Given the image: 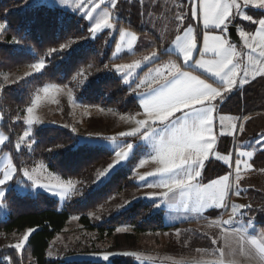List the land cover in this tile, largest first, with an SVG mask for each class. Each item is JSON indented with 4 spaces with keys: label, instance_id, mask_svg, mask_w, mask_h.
Here are the masks:
<instances>
[{
    "label": "snow or ice",
    "instance_id": "obj_1",
    "mask_svg": "<svg viewBox=\"0 0 264 264\" xmlns=\"http://www.w3.org/2000/svg\"><path fill=\"white\" fill-rule=\"evenodd\" d=\"M119 2L120 0H21L24 5L20 9L22 12L36 7L56 9L59 6L66 10L63 15H67V10L70 9L73 15L78 14L81 19L89 22L87 32L91 39H95L104 30H108L107 35L110 37L118 35L115 50L111 53L113 58L123 59L120 54L125 52L131 57H137V52L143 49V53L130 63H112L111 67L109 63L103 64V69L111 72L114 68L115 73L120 75L122 85L128 88L127 94L136 99V109L134 114L120 117L131 125L128 130L119 131L112 136L90 132L87 137H81L77 141L78 145L89 148L110 146L114 158L106 168L98 172L97 181L102 182L101 178L110 179L114 174L113 170H119L118 165L123 167V162L136 156L137 150H142L138 165L133 167V175H138L141 182L148 177L154 178L142 185L159 190L148 194L152 208L160 209L162 204L170 207L179 205L185 213L195 214L197 219H207L203 215L206 210L219 209L228 215L226 220L208 219V227L217 228L219 232H205L201 237L210 240L212 245H219L223 241L222 246L211 250V254L218 253V256L210 264H239L236 259L238 256H244L249 264H264V231L258 235L249 234V229L255 231L254 216H248L247 226H237L242 223V210L264 214V203H229L232 195L241 197L242 193L248 191L241 185L243 172L254 170L251 162L254 152L264 153V133L248 142L252 150H244V145H241L235 152L234 162L232 153L221 155L218 151L220 138L231 137L235 142L238 136L245 133V124L251 119L250 114L220 115V106L234 93H242L244 87L257 78L264 79V0H177L174 11H165L168 23L162 30L151 19L153 10L159 7L158 0H128L129 3L139 5V32L133 29L130 19L126 27L122 26L125 22L119 14ZM250 9L255 10V15L250 13ZM146 16L148 20H145ZM192 21H196V24ZM239 21L256 27L246 28ZM168 25L171 26L170 30ZM232 29H235L243 42L242 49H238L237 44L229 39L228 33ZM8 30V21H0V38ZM82 39L88 40L89 37ZM74 42L73 38L61 43L59 48H49V56L65 52ZM11 43L20 45L22 41L13 36ZM30 67L40 73L45 68V59L32 63ZM142 67L147 71L141 77L137 70ZM26 75L31 76L32 73ZM79 75L87 80L83 72ZM4 79L8 81L7 76ZM82 83L83 81H77L76 86L80 87ZM90 86L101 89L105 87L103 83H90ZM65 88L69 103H74L73 89L67 84L64 88L51 84L42 91L47 97L50 93H60ZM40 100L41 97L37 94L32 106L26 109L24 124L28 127L15 140L13 147L17 153L22 150V146L33 151L35 139L32 125L42 122L33 112ZM54 102L59 104V100ZM100 111L104 109L101 108ZM108 111L111 112L112 109L109 108ZM16 119L21 117L17 116ZM71 131L75 133L76 127L73 126ZM8 144H12L11 136L0 133V146L7 147ZM213 156L216 161H222L227 170L217 178L205 182L203 173L206 162ZM149 161L155 165L153 171L145 175L135 172L136 166L143 167ZM42 167L41 165L29 171L27 167L14 163L11 155L6 156V162L0 167V209L6 213L7 197L18 188L28 190L26 194L33 197L41 195L42 190L61 200L70 195L82 194L81 189L77 188L78 182L70 178L60 180L56 177L55 183L41 182L38 172ZM258 170L264 172V168ZM92 215L94 214L89 213V216ZM79 218L72 217L74 220ZM95 218L100 219L99 216ZM35 230L29 229L18 242L8 245L14 253L0 256V264H24L21 253L26 250ZM116 231L126 232L128 228L119 227ZM183 235L181 230L175 232L177 240L187 246L188 238L181 240ZM196 251L207 250L197 248ZM116 254L103 252L99 254V258L106 264H111L110 257ZM119 254L141 259L136 252L125 251Z\"/></svg>",
    "mask_w": 264,
    "mask_h": 264
},
{
    "label": "trees",
    "instance_id": "obj_2",
    "mask_svg": "<svg viewBox=\"0 0 264 264\" xmlns=\"http://www.w3.org/2000/svg\"><path fill=\"white\" fill-rule=\"evenodd\" d=\"M23 6L21 0H0V21L6 19L9 25L6 35L0 38V70L9 72L19 70L40 59H45V68L40 73L17 80L15 83L8 85L0 83V112L3 117L1 128L12 138V144H8L7 148L11 147L9 151L12 152L13 162L17 165L31 167L41 162L60 177L80 179L87 170L111 157V153L102 147L89 148L85 145H80L74 150L66 149L74 142L75 136L70 130L58 127H37L33 134L35 139L33 151L15 152L13 143L24 128L25 108L30 103L33 93L46 84L64 85L83 81L81 86L77 87L82 91L83 104H103L118 112H135L136 99L133 95L127 94V86L122 85L119 78L111 76L109 71L103 69L105 63H109L111 67L112 63H118L131 56H123V59L112 58L116 37L104 50L97 51L94 46L103 38L105 32L86 47L77 46L49 56V48H59L61 43L73 38H82L87 32L88 25L75 15L69 17L55 9L36 7L22 12L20 9ZM250 13L255 15V12ZM124 22L123 26L126 27L127 22ZM133 29L139 32V29L134 27ZM13 36L21 39L22 43L20 45L11 43ZM141 52L138 51L137 54ZM80 72L85 74L86 81L79 75ZM90 83L97 85L103 83L105 87L94 88ZM221 114L251 115V119L245 124V133L238 136L235 142L231 137H222L218 141L219 153L221 155L232 153L234 162L235 152L241 145H244V150H249L248 142L255 140L258 134L264 133V79H257L245 86L242 93L231 95L220 106ZM17 116L21 119L17 120ZM256 154L259 156L255 157L253 164L258 170V158L264 157V153ZM226 170L223 164L211 158L206 162L203 179L211 180L224 174ZM136 186L128 180L125 170L120 169L97 190L88 192L84 202L71 201L61 210L43 194L28 197L12 191L6 200L8 217L4 221L0 219V232L10 235L22 233L26 229H36L29 238L26 250L21 253L24 256V264H104L75 255L50 256L52 241L65 228L70 216L76 214H82L80 222L99 235L109 236L121 226L130 227L132 232L124 234L121 242L117 241L115 244V249L123 248L124 252L130 251L134 246L139 233L175 228L164 226L162 210L149 214V205L144 201L134 202L112 217L100 221L89 220L86 213L101 205L109 196L120 191L133 190ZM221 214V211H213L206 217L213 219ZM257 217L264 218V214L257 212ZM256 225L264 230V221ZM178 226L180 225L176 227ZM7 246L0 247V256L14 253V250ZM110 260L111 264H141L135 257L121 254Z\"/></svg>",
    "mask_w": 264,
    "mask_h": 264
},
{
    "label": "rangeland",
    "instance_id": "obj_3",
    "mask_svg": "<svg viewBox=\"0 0 264 264\" xmlns=\"http://www.w3.org/2000/svg\"><path fill=\"white\" fill-rule=\"evenodd\" d=\"M158 3H159V7L153 10L154 15L151 17V19L154 20L158 25V27L162 30L164 29L165 25L168 23L165 17V11L166 10L174 11L175 0H158ZM118 7L120 9L119 14L122 20L127 22L130 19L132 26L140 30L139 5L135 3H129L128 0H120ZM55 10H58L61 14L65 13L66 11L65 9L60 8L59 6ZM67 15L69 17L73 15L70 9L67 10ZM168 15H171V12H168ZM75 16L77 19L80 18L78 14ZM148 19L149 18L146 16L145 20ZM82 20L87 25L89 24V22L86 19H82ZM149 27H151V25H149ZM168 27L170 30L171 26L168 25ZM104 32L105 34L103 38L99 41V43L96 46H94L95 49L100 52L104 50L106 47H108L111 44L112 40L114 39V37H110L107 35L108 30H104L103 32L99 33L96 38L101 36ZM85 36H88L89 39L88 40H84L82 38L74 39L75 42L71 44L70 49L76 48L77 46L92 44V42L96 39V38L91 39L90 34L88 32H86V34L83 37ZM115 37L117 42L119 37L118 35H116ZM105 41H107V43ZM145 43H147V41H145ZM114 50H115V45L113 51ZM140 51L142 52L137 54V57H130L118 63L132 62L133 59L138 58L143 53V49H140L139 52ZM120 55L127 56V53L126 52L121 53ZM30 65H27L23 68H20L19 70H14L11 72L0 70L1 85H8L13 83L12 81H17L29 77L28 75H26L29 72H31L32 75L37 74L35 70L30 67ZM137 71L140 73L142 77L144 72L147 71V69L142 67V69H139ZM109 74L111 76L120 79V75L115 73L114 68H112V71L109 72ZM5 76L8 77L7 82L4 79ZM76 83L77 81L74 82L73 84H67L69 88L73 89L72 96L74 103L71 104L68 101L66 88L64 89V91L60 93L52 92L49 94V96L45 97L42 89L44 87L51 85V84H46L40 87L39 89H37L33 93L31 97V101L27 107L32 106V101H34L35 96L39 94L41 100L39 104L35 107L33 115L36 118H38L40 121H42L39 124L32 125L33 134L37 127H58V128L68 129L71 131V128L74 126L76 127L77 131L75 133H73L72 131L71 132L74 134L75 140L72 144L66 147V149L74 150L78 146H80L77 144V141H79L81 137H87L90 132L101 133L102 135H106V136H112V135H116L119 131L128 130L131 127V125H129L127 122L122 121L120 117L121 115L134 114V112H126V113L118 112L116 109L110 108L103 104L101 105L83 104L82 103L83 97L81 95L82 91L81 89L77 88ZM64 85H58V86L64 88ZM54 100H59V104L55 103ZM27 107L25 108V113L23 116V124H24V118L27 116V111H26ZM101 108H103L104 111H100ZM109 108L112 109L111 112L108 111ZM85 110H87V114H85ZM0 117H2L1 112H0ZM12 121L14 122V120ZM2 122L3 119L0 120V133H3L4 135H9L2 130L1 128ZM13 125L11 126L14 129ZM64 125H68L69 127H65ZM27 127L28 126L24 124L23 130L17 136V138L23 134V131L26 130ZM100 143L106 144V142L104 141H100ZM10 148L9 146L8 148L4 146H0V167H2L3 164L6 162V156L8 155L12 156V152L9 151ZM102 148L108 150L111 153V157H109L105 161L100 162L91 169L87 170L82 178L80 179L70 178L78 182L77 188L81 189L82 194L70 195L65 200H61L59 197H53L50 193L43 192L41 190L42 194L45 195L49 200L55 202L59 210L64 209L69 203H71V201L84 202L86 200V195L88 192L97 190L99 187H101L109 180L107 178H101L102 182H98L96 179L98 172L106 168L107 165L111 163L114 158L110 146L102 147ZM248 149L252 150L251 147H248ZM22 150L28 151L24 146H22ZM140 151L142 150H137L136 156L132 157L129 161L123 162L124 164L123 167L119 165L117 166L119 170L120 169L125 170L128 180L130 182L135 183L137 185L136 188L133 190L120 191L115 195L109 196L101 205L94 207L91 211L86 213V215L88 216L91 222L100 221L104 218L112 217L114 214L118 213L119 211H122L123 209L127 208L134 202H138V201H144L149 205V209H148L149 214H154L158 211H161V208L164 204L161 205L160 209H154L151 207L152 201L148 196V194L153 192H158L159 190L142 186L147 182V180H152L154 178L148 177L146 181L141 182L138 179V175H133V167L134 165H138V160L140 159V154H139ZM263 158L264 157L260 156L258 160L262 161L264 160ZM41 165L43 167L39 168V172H38L41 182L55 183L56 177H59L60 180L69 179V178L60 177L58 174L48 170L46 165L41 162H38L35 165L27 168L29 169V171H32V169L38 168ZM154 167L155 165H153L149 161L143 167L136 166L135 172L140 175H145L147 172L153 171ZM113 172L115 174L117 170H113ZM114 174H112L111 177ZM246 180H243L242 183H245ZM245 184H241L242 187H244ZM244 188L248 189L247 196H249L250 202H255L257 205H259L260 203H264V200H262V197H264L263 191L260 194L256 193V195H251V193H249V187L245 186ZM27 191L28 190L23 188H18L17 190H14V192L18 195L33 197L29 194H26ZM120 205H123V207H118ZM174 211L175 210H167L168 214L162 217L163 219L162 222L165 225L170 224L172 226L180 224L181 227L178 228L177 230L181 229V231L184 233V235L181 237V240H183L185 237L188 238L187 246H184L181 242L177 240L175 236L176 231L170 233L167 232L161 233L159 231L156 233L154 232V233L137 234L136 242L134 246L130 249V251L140 254L141 259L140 260L136 259V260L138 262H141V264H193L195 262H201L200 264H209L212 260L216 258V256H218V253L215 255L211 254V250L217 248L218 246L212 245L210 240L202 239L201 237L203 236V233L208 231L212 233H218L219 229L209 228L208 225H198L196 223H192L193 221H191L190 219L192 217H189L188 215H184L182 213L171 216ZM89 213H93L94 215L89 216ZM249 215H252L255 218V231L249 229V233L255 232L258 235L261 231L264 230L260 229L256 224L262 223L264 221V218L259 219L257 217V213L245 212L243 217L241 218L242 223L238 224L237 226L238 227L247 226L246 222ZM73 216H79L81 218L82 214H76L70 216L65 228L52 241V246L49 252L51 253L50 256L75 255L76 257L90 258L95 261H101L104 264H106V262L102 261L99 258L100 253L103 252L117 253L116 255L111 256L110 257L111 259L114 256L120 255L119 253L124 252L122 250L123 248L115 249V244L117 243V241L121 242L120 239H122V236L124 234L132 232V229L130 227L121 226L128 228V231L126 232H117L115 230L109 236L106 234L99 235L98 232L85 227L80 222V218L78 220L72 219ZM95 216H99L100 219H96ZM7 217H8V210L5 213L4 210L0 209V219L4 221ZM226 219H228V217ZM28 230L29 229H26L22 233L10 234V235H5L3 232H0V247L3 245H10L18 242V240ZM222 245L223 244L220 243L219 246ZM197 248L206 249L207 251L197 252L196 251ZM236 259L238 260L239 264H249V261L244 256H238L236 257Z\"/></svg>",
    "mask_w": 264,
    "mask_h": 264
},
{
    "label": "crops",
    "instance_id": "obj_4",
    "mask_svg": "<svg viewBox=\"0 0 264 264\" xmlns=\"http://www.w3.org/2000/svg\"><path fill=\"white\" fill-rule=\"evenodd\" d=\"M177 2V0H175V3ZM175 3H174V10H175ZM249 11H252V12H255V10H249ZM192 23L193 24H196V21H192ZM239 23H241V24H243L246 28H252V27H256L255 25H249L247 22H243V21H239ZM240 38V37H239ZM241 40V39H240ZM243 48V42L241 41V46L239 47L238 46V49H242ZM244 51H247L246 49H244ZM257 79H260V78H257ZM249 85V84H248ZM247 86V85H246ZM222 115V114H221ZM226 116H228V115H226ZM255 154L253 155V160L251 161L252 163L254 162V160H255V157H258L259 155L258 154H256V153H258V152H254ZM258 155V156H257ZM212 158H214V156L212 157ZM215 159V158H214ZM264 159V158H263ZM218 162H220L221 164H223V162L222 161H218ZM264 163V160H262V161H259V163H258V168L260 169V168H264V167H262V164ZM226 167V166H225ZM243 171V170H242ZM243 175H244V179L243 180H246V179H248V180H246V184L245 183H242L243 182V180L241 181V184H245V186H247V187H249V193H251V195H256V193L257 194H260V193H262V191L264 192V172H261V171H259V170H257V169H255V167H254V170H252V171H245V172H243ZM215 178H217V177H215ZM214 179V178H213ZM209 181V180H208ZM208 181H205V182H208ZM244 186V187H245ZM247 192H245V193H242V195H241V197H236L235 195H232L231 196V198H230V201H229V203L231 204V203H236V204H246V203H249L250 202V200H249V196H247V194H246ZM161 210L163 211V214H162V217L163 216H165V215H167L168 213H167V210H175L174 212H173V214L171 215V216H174V215H176V214H180V213H182V214H184V215H188L189 217H192V218H190L191 219V221H193L192 223H196V224H198V225H208V219L207 220H202V219H197V217H196V215L195 214H192V213H185L184 211H183V209L179 206V205H177L176 207H170V206H168V205H163L162 206V208H161ZM213 211H221V216H219V217H217V218H213V219H226L228 216H227V214L226 213H223L222 212V210H219V209H217V210H206L205 212H204V216L206 217L210 212H213ZM244 213L245 212H247L246 210H242ZM163 220V219H162ZM164 224V223H163ZM165 225V224H164ZM180 225V224H179ZM165 226H167V227H173L172 225H170V224H168V225H165ZM177 226V225H176ZM175 225H174V227L175 228H172V229H170V230H165V231H160L161 233H164V232H167V233H170V232H173V231H177V229L178 228H180L181 227V225L180 226H178V227H176ZM179 230H181V229H179ZM209 233H212V232H210V231H208ZM151 233H154V232H151ZM156 233V232H155ZM250 235H257V233H255V232H250L249 233ZM220 243H222L223 244V241L221 240L220 242H219V245H220ZM219 245H217V246H219ZM160 262V261H159ZM168 262V261H167ZM201 262H198V264H200ZM193 264H197V262H195V263H193ZM210 264V263H209Z\"/></svg>",
    "mask_w": 264,
    "mask_h": 264
},
{
    "label": "water",
    "instance_id": "obj_5",
    "mask_svg": "<svg viewBox=\"0 0 264 264\" xmlns=\"http://www.w3.org/2000/svg\"><path fill=\"white\" fill-rule=\"evenodd\" d=\"M228 37L233 43L237 44V46H241V40L235 29L230 30V32L228 33Z\"/></svg>",
    "mask_w": 264,
    "mask_h": 264
}]
</instances>
